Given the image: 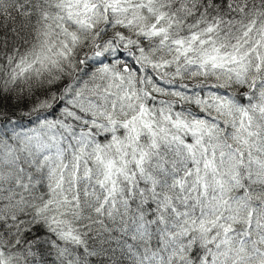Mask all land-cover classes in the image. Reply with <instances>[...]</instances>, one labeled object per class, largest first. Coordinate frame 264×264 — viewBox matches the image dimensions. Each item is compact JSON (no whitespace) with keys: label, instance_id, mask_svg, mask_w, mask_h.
<instances>
[{"label":"snow or ice","instance_id":"snow-or-ice-1","mask_svg":"<svg viewBox=\"0 0 264 264\" xmlns=\"http://www.w3.org/2000/svg\"><path fill=\"white\" fill-rule=\"evenodd\" d=\"M0 264H264V0H0Z\"/></svg>","mask_w":264,"mask_h":264}]
</instances>
